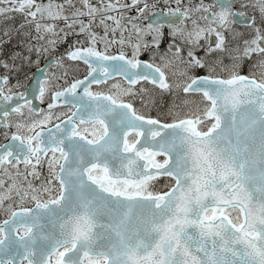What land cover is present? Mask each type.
<instances>
[{"label": "snow or ice", "instance_id": "snow-or-ice-1", "mask_svg": "<svg viewBox=\"0 0 264 264\" xmlns=\"http://www.w3.org/2000/svg\"><path fill=\"white\" fill-rule=\"evenodd\" d=\"M0 264H264V0H0Z\"/></svg>", "mask_w": 264, "mask_h": 264}]
</instances>
